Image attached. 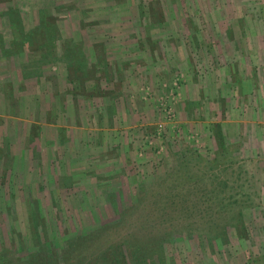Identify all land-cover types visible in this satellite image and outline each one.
Returning <instances> with one entry per match:
<instances>
[{"label":"rangeland","instance_id":"1","mask_svg":"<svg viewBox=\"0 0 264 264\" xmlns=\"http://www.w3.org/2000/svg\"><path fill=\"white\" fill-rule=\"evenodd\" d=\"M9 6L29 30L37 9H45L52 17L44 24L58 28L57 43L80 42L103 87L97 83L91 97L72 96L62 62L24 79L25 55L12 57L10 50L37 56L39 40H18L19 29L2 12ZM147 9L161 11L162 23L148 22ZM226 52L246 55L236 64L238 80L223 64ZM256 54L264 59V0H0V258L20 264L15 260L36 251L61 258L68 239L66 256L79 260L83 243L72 237L107 225L97 245L117 239L124 229L113 225L122 211L148 196L149 184L161 178L167 185L174 176L180 204L146 198L127 211L133 226L142 221L155 225L145 227L148 234H169L165 264H264V156L259 163L252 158L255 130L231 124L230 158H222L215 139L190 123L197 91L203 111L196 113L205 119L219 95L238 105L241 86L242 108L261 105L264 76L251 72ZM113 98L118 116L112 110L100 116V105ZM136 122L147 128L134 130ZM100 124L119 131L103 130L100 138ZM176 161L194 175L204 170L203 193L188 186L180 169L174 175V166L183 168Z\"/></svg>","mask_w":264,"mask_h":264},{"label":"trees","instance_id":"2","mask_svg":"<svg viewBox=\"0 0 264 264\" xmlns=\"http://www.w3.org/2000/svg\"><path fill=\"white\" fill-rule=\"evenodd\" d=\"M142 7V6H141ZM153 8V7H152ZM155 11V10H154ZM4 14L7 15L8 20L12 23L15 28L19 29V35L18 40L20 42H23V40H26L29 42V44L33 43L34 38H38L39 43L37 44L38 48V55L31 57V49L29 51L24 52L26 49H22V51H15L10 50L11 53H9L12 57L15 54L22 53L25 55V61L29 64V68L25 67V64L23 65V62L21 64L20 72L23 74V78H31V77H39L40 72H42V67L56 63V62H62L65 69V78H66V84H69L72 89L71 95L75 96L77 93H80L83 97H91L94 94V88L97 86L98 79L95 77L94 72V65L90 64L89 61L86 58L85 52L83 50V47L81 46L80 42L74 41L73 38H65L62 39V42L57 43V41L60 39L56 35H58V28L56 24H44L43 17H52L48 15L47 11L43 8L37 9V23L33 26H31L32 30L24 29L22 26V23L20 21V15L19 10H16L15 8H12L11 6L7 7L4 11H2ZM143 10V14H145V18L148 22H152V20L156 21V23H162L163 21V13L160 11L159 15H156L153 11L145 12ZM156 24V25H159ZM32 31V33L30 32ZM39 32L40 35L38 37L35 35L36 32ZM60 36V35H59ZM58 45L60 46V52L57 53L56 48H58ZM7 53H8V48ZM17 50V49H16ZM106 67V66H105ZM97 79V80H96ZM87 80H94L92 82L91 87H87L85 85V82ZM102 90H99V92ZM215 135V141L220 146V150L217 152L218 155H220V151L223 150L222 148V138L221 134L216 131L214 133ZM178 164L179 162L176 161ZM183 163V168L181 170V166L176 167V169L173 168L174 175L179 176L176 171L180 169L179 171H183V177L184 181L188 183L189 181L193 183L192 187L194 188V183L197 184L196 187H199V193H203L204 190H202V185L204 183V170L201 171L199 174L194 175L192 171H189L186 169L185 162L181 161L179 164ZM176 173V174H175ZM159 181H156L152 184H149V188H154L153 191L150 192L148 196L145 197V193L142 196H139L135 199L132 205L125 210L122 211L121 216L119 215V220L116 221L113 226H119L121 229H124V233L121 235H118L119 237L113 241H104L102 243V246L97 245L99 242V239H101L100 235L102 233L103 236L105 234V229L109 226L103 225L102 227L98 228V230L92 231L89 234L85 235H78L76 237H72V240H76V243L79 244V242L82 241L83 245L81 246V256L82 258L74 261L72 256L69 258L66 256V253L71 248V245L68 243V239L64 241V245L60 250L61 258H57L54 255L49 256H43L38 257V253L33 252L26 255V258L22 259V262H18L15 260V263L20 264H165L164 259V247L163 243L166 239V237L169 235L168 233H150L148 234V231L145 230V227L148 225L142 224V221H140L136 226H133L130 224L129 221V213L127 211H131L134 209L139 208V205H143V203L148 198L154 205L160 204V202L169 205L170 203L173 205H178L181 203L180 197L182 196V193H180L176 188L180 185L175 184L176 177H172L170 180V183H165L167 185H162L164 183L161 178L158 179ZM211 182V181H210ZM234 187V185H232ZM148 188V189H149ZM197 189V190H198ZM236 193V188L234 190ZM147 194V192H146ZM152 195V196H151ZM179 196V198H178ZM231 197H234V194L231 195ZM229 198V197H228ZM238 199H236L237 201ZM234 201V202H236ZM157 211V208L154 210V212ZM121 212V211H120ZM240 213V212H238ZM155 225L147 226L149 228L154 227ZM214 238V237H213ZM79 247V246H78ZM78 251V248L77 250ZM37 254V255H36ZM37 256V257H36ZM9 258V257H8ZM61 259V260H59ZM9 261L7 258H0V264H13L11 261L6 263V261ZM63 263H60L62 262Z\"/></svg>","mask_w":264,"mask_h":264},{"label":"crops","instance_id":"3","mask_svg":"<svg viewBox=\"0 0 264 264\" xmlns=\"http://www.w3.org/2000/svg\"><path fill=\"white\" fill-rule=\"evenodd\" d=\"M228 53L226 52L224 54V56L226 57V55ZM234 56L235 55L232 54V52H230L228 57H226L227 60H225L223 62V64L225 66L230 64L229 66L233 67L232 68L233 70H230V72L228 70V73H230V75L233 78H235V80H238V77L241 76V72L238 70V68L242 62V59L244 60V57H246V55L243 54V56H244L243 58L241 57V55L237 58ZM261 57L264 58V56H261ZM249 58H251V56ZM254 61H255V63L251 65L252 75L255 78H260L261 76H264V72H263L264 59L262 61H260L258 59L257 54H256V58L254 59ZM236 64H238L239 66L236 67ZM251 67H250V69H251ZM255 68H258L257 71L253 70ZM259 68H260V70H259ZM158 69H160V67H158ZM219 74L221 75L222 73L219 72ZM153 77L156 78V75L154 74L149 78H153ZM98 84L100 87H103L102 86L103 84L101 82ZM243 87L244 86H241L240 96L238 97L239 98L238 105L232 104V106H231L230 101L228 102V95L227 96L219 95L216 99L217 102L215 100H213V102H210L213 105V107L207 106L206 112L208 114H206V119H205V115H198L196 113V109H198V111H201V110L203 111V108L201 105L202 100H200L199 94H197L198 91L196 90L197 92L195 93L194 97H191V99H190V104H191V108H192L191 109L192 112L190 113V114H192V118L190 120V123L192 125L191 128L196 129L198 131V133L200 134V136L201 135L205 136L204 134H207L208 136L211 137L212 140L216 139L214 133L216 131H218L221 134L220 135L222 138L221 141L223 142L222 148L224 150L226 148V146L229 145V143L226 139L229 138L231 133H232V131H230V127H232L231 124H235V125H237V127L239 125L240 126L241 125H245V126L250 125L251 128L253 127V130H255L254 134H256V139H255L256 144L253 146L254 149L252 148L253 149V155H254L252 158L257 160V162L259 163V162H263V159L260 160V158H262L264 156V145H263L264 144V108L262 107V104H263L262 101H264V86H263V90L260 93L261 95L260 94L258 95V100H259L258 102L261 105L258 107L255 106L254 108H251V109L249 108V110H247V108H242L243 102L246 101V97H247L246 95H244V91L242 92V90L244 89ZM112 100H113L112 104L109 103V105H103V106L100 105V108L102 109L101 113L99 114L100 116H103V114L104 115L107 114L109 112V110L114 111L115 114L117 115L118 108H116V102H114V98ZM208 100H210L209 97H208ZM194 105H196V107L197 106L198 107L195 108ZM97 106H99V105H97ZM180 108L182 109V107H180ZM103 110H104V113H103ZM120 110H121V108H120ZM218 113L221 117L218 116ZM203 116H204V119H203ZM140 117H142V116H140ZM115 125L116 124H114V125L111 124L110 126H106L104 124H100V126H98V128L102 131V132H99L100 138L102 137V135L104 133L103 130H112V131L118 132L119 127H116ZM141 125L144 126L143 128H147L146 127L147 124L144 125V124H142V122L141 123L136 122L132 126H134V130H137L138 127H140ZM110 127H112V128H110ZM98 128H96L95 130H98ZM228 131L231 133H229ZM258 133H260V134H258ZM119 136L121 137V135H119ZM220 146L221 145H218L217 142L214 141V146H213L214 150L219 151ZM223 150L220 151L222 156H219L217 153H216V156L222 157V158H225L227 155L229 156V154H227V148H226V154H225V151H223ZM229 158H230V156H229ZM224 161L227 162L228 159L227 160L225 159ZM241 161L245 162L246 158H244L243 160H239V162H241Z\"/></svg>","mask_w":264,"mask_h":264}]
</instances>
